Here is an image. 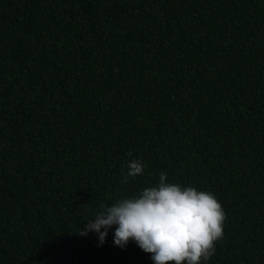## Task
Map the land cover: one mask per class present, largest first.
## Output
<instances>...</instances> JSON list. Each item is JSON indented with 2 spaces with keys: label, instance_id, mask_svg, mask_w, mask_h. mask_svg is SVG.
I'll return each mask as SVG.
<instances>
[{
  "label": "trees",
  "instance_id": "16d2710c",
  "mask_svg": "<svg viewBox=\"0 0 264 264\" xmlns=\"http://www.w3.org/2000/svg\"><path fill=\"white\" fill-rule=\"evenodd\" d=\"M161 171L264 264V0H0V264H153L77 232Z\"/></svg>",
  "mask_w": 264,
  "mask_h": 264
},
{
  "label": "clouds",
  "instance_id": "9594fccd",
  "mask_svg": "<svg viewBox=\"0 0 264 264\" xmlns=\"http://www.w3.org/2000/svg\"><path fill=\"white\" fill-rule=\"evenodd\" d=\"M145 168L142 159L126 162L121 183L144 175ZM226 220L214 193L169 182L167 172L161 171L157 184L122 196L111 206L102 203L77 233H95L102 245L114 230L115 246L123 249L134 242L153 264H208Z\"/></svg>",
  "mask_w": 264,
  "mask_h": 264
}]
</instances>
